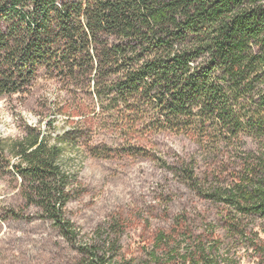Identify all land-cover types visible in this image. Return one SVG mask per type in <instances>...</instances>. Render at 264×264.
I'll return each instance as SVG.
<instances>
[{
    "label": "trees",
    "instance_id": "obj_1",
    "mask_svg": "<svg viewBox=\"0 0 264 264\" xmlns=\"http://www.w3.org/2000/svg\"><path fill=\"white\" fill-rule=\"evenodd\" d=\"M40 76L61 86L58 111L76 113V135H96L99 157L145 151L139 139L166 132L215 160L232 153L237 176L200 194L264 225V0H0V96L25 95ZM63 151L31 129L0 147L26 204L77 243L66 213L80 185ZM178 166L201 185L195 159ZM82 249L79 264H117L102 235Z\"/></svg>",
    "mask_w": 264,
    "mask_h": 264
},
{
    "label": "rangeland",
    "instance_id": "obj_2",
    "mask_svg": "<svg viewBox=\"0 0 264 264\" xmlns=\"http://www.w3.org/2000/svg\"><path fill=\"white\" fill-rule=\"evenodd\" d=\"M67 100L61 86L44 76L25 95L0 96V147L34 130L64 148L63 167L80 185L66 213L78 233L73 243L26 204L21 179L4 161L15 159L0 155V264H79L83 246L99 235L115 243L116 253L108 254L117 264H264L261 219L241 222L232 209L200 194L201 186L237 176L232 153L215 160L192 136L166 132L139 139L145 151L99 157L92 148L96 135H76L79 117L58 111ZM245 148L253 151L254 144ZM191 158L199 187L177 171L179 162Z\"/></svg>",
    "mask_w": 264,
    "mask_h": 264
}]
</instances>
